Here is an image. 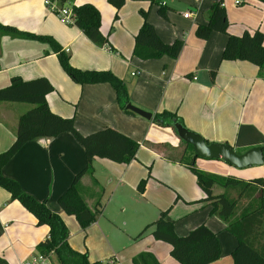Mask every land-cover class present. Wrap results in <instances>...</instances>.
<instances>
[{"label":"crops","instance_id":"obj_1","mask_svg":"<svg viewBox=\"0 0 264 264\" xmlns=\"http://www.w3.org/2000/svg\"><path fill=\"white\" fill-rule=\"evenodd\" d=\"M45 1L0 0V24L54 39L76 69L112 72L126 84L131 105L153 115L176 113L189 131L209 144H227L239 154L264 146V76L248 62L222 60L227 35L214 33L206 41L195 35V28L207 24L211 7L220 2L226 10L229 35H264L262 2L244 0L238 6L235 0H159V6H151L128 0L114 20L116 10L107 0H74V5L92 4L99 10L101 32L109 39V44L100 48L80 29L63 22ZM160 6L167 9L166 19L159 15ZM141 11L148 12L147 20L162 42H183L177 60L164 57L141 61L133 56L135 36L144 22ZM186 14L190 16L184 17ZM133 73L138 76L133 77ZM14 77L24 81L46 79L54 88L46 97L50 110L63 118H73L82 136L112 129L141 148L136 159L142 166L137 160L124 165L97 158L93 177L85 175L81 179L87 205L92 208L101 204L98 219L85 230L58 204L86 166L84 149L71 134L29 142L3 168L5 177L17 181L25 193L45 201L52 212L60 215L69 230L72 249L102 264L111 260L133 264L142 253L153 255L159 264H179L170 255L171 246L156 241L151 229L139 237L159 215L137 197L147 196L145 191H138V185L152 160V178L171 185L181 198L170 214L176 234L184 237L205 225L220 244V260L213 264H233L231 256L237 241L226 231L227 225L211 214V206L198 203L204 193L197 181L194 189L189 168L180 162L185 149L171 127L125 113L109 83L73 82L49 44L0 36V90L7 88ZM30 108L27 104L0 102V154L14 143L19 119ZM196 160L197 169L221 177L246 181L264 178V166L240 171L223 160ZM181 176L190 184L179 182ZM220 192V188L215 189L216 194ZM48 234L47 226H38L36 218L0 188V259L7 264H33L40 256L37 246ZM45 259V264H58L53 255Z\"/></svg>","mask_w":264,"mask_h":264},{"label":"trees","instance_id":"obj_2","mask_svg":"<svg viewBox=\"0 0 264 264\" xmlns=\"http://www.w3.org/2000/svg\"><path fill=\"white\" fill-rule=\"evenodd\" d=\"M49 1L57 3L61 8L74 2V0ZM107 1L116 10L114 20H117L119 10L128 0ZM130 1L148 2L151 6L160 5L159 0ZM258 1L264 4V0ZM72 13L73 26L80 29L93 44L100 48L109 44L108 36L101 32V14L94 5L73 4ZM159 15L167 18V9L160 6ZM141 16L144 22L135 36L133 56L141 61L164 57L177 60L182 52L183 42L165 44L155 28L148 22V13L141 11ZM214 33L228 36L222 53L223 61L248 62L259 69L261 77L264 76V35L260 32L229 35L227 14L221 2L211 7L207 24L195 28V35L205 41ZM0 36L49 44L63 71L73 82L79 85L109 83L116 91L120 108L125 113L134 115L126 110V106L131 104L126 84L112 72L82 71L74 68L70 62V56L50 37L37 36L3 24H0ZM53 90L54 88L46 79L24 81L19 77L12 78L11 84L0 90V102L31 106L19 119L14 143L7 151L0 154V188L8 192L13 201L19 202L32 214L38 226L49 228L47 239L37 246L40 256L49 258L53 255L58 264H102L91 262L87 253L72 249L68 242L69 230L60 215L52 212L45 201L39 202L25 193L17 181L3 175V168L29 142L57 138L65 133L71 134L84 149L86 166L75 176L70 188L58 199V204L64 214L74 217L80 227L85 230L97 220L101 213V204L98 202L94 207H89L81 193V179L85 175L92 177L94 175V160L106 159L124 165H129L136 160L140 146L130 138L112 129L82 136L75 128L73 118H63L53 113L46 99ZM153 122L160 127L173 128L175 123L183 125L176 113L167 111L153 115ZM205 142L209 144L206 140ZM185 146L180 162L194 173L197 185L204 193L205 197L198 203L211 206V214L227 225L226 231L237 241L236 249L231 256L233 264H264V178L246 181L201 171L195 166L197 156L193 147L186 144ZM259 148L264 154V146ZM146 182L142 180L139 183L140 193L145 191ZM216 188H220L219 194L215 193ZM169 213L170 209L162 212L159 219L148 226L139 237L146 230L151 229L156 241L171 246L170 255L179 264H213L220 260L221 249L215 233L205 225H201L187 236L180 237L175 232V222L170 218ZM0 264L7 263L0 259ZM133 264L159 263L153 255L142 253L133 259Z\"/></svg>","mask_w":264,"mask_h":264},{"label":"water","instance_id":"obj_3","mask_svg":"<svg viewBox=\"0 0 264 264\" xmlns=\"http://www.w3.org/2000/svg\"><path fill=\"white\" fill-rule=\"evenodd\" d=\"M126 110L148 121H153V114L131 104L126 106ZM173 128L183 143L193 147L197 158L204 160H223L237 169L264 165V154L261 148H252L245 153L239 154L227 144H207L204 138L189 131L180 123H175Z\"/></svg>","mask_w":264,"mask_h":264},{"label":"rangeland","instance_id":"obj_4","mask_svg":"<svg viewBox=\"0 0 264 264\" xmlns=\"http://www.w3.org/2000/svg\"><path fill=\"white\" fill-rule=\"evenodd\" d=\"M155 6V5H153ZM147 12V11H145ZM148 13V12H147ZM162 17V16H160ZM163 18V17H162ZM147 19H148V16H147ZM166 19V18H164ZM135 116V115H134ZM172 130L174 131V129L172 128ZM182 149H185V144L183 143L182 144ZM141 151V148H139L138 152H137V155H136V158L137 156L139 155ZM138 161V163L142 166L141 162H140V159H136ZM199 161H206L207 163H214L215 160H201V159H197ZM196 160V161H197ZM134 162V161H133ZM152 160L148 163V166L145 167V169H147V175L146 177L143 179V180H146V190H145V194L147 195L146 197L144 196L143 199H140V196L138 195V199L141 201V203H144V204H150L151 205V211L155 214L158 213L159 211V215L158 217L154 220H158L161 213L162 212H165L166 210L170 209V213H169V216L171 214V212L173 211V209L176 207V204L178 202L181 201V198L178 197L176 194H174L173 192V189L171 187V185H168L167 183H161L160 181L157 180H154V178H152V168H151V164H152ZM132 163V162H131ZM130 163V164H131ZM129 164V165H130ZM196 165V163H195ZM233 167V166H232ZM263 167V166H262ZM233 169H237V168H233ZM250 170V169H259V166H256L255 168H246V169H240V171H247V170ZM238 171V170H237ZM188 173L190 174V176L193 178V181L192 182V185L194 186V189L197 190V185H196V177L194 175V173L189 169L188 170ZM207 173V172H206ZM211 174V173H210ZM216 175V174H214ZM219 176V175H218ZM177 180L179 182H182L184 185H188L190 184L189 181L184 178V177H179L177 178ZM149 181H153V182H150L149 186H148V182ZM165 184V185H164ZM216 193H218V191H216ZM178 194V193H177ZM157 196L159 199H157ZM105 201V200H104ZM103 201V202H104ZM194 202V201H193ZM192 204V203H191ZM136 206H140V204H136ZM143 207V206H142ZM161 209V210H159ZM135 212L132 210V213ZM171 218V217H170ZM98 219V218H97ZM172 219V218H171ZM173 220V219H172ZM174 221V220H173ZM153 222V221H152Z\"/></svg>","mask_w":264,"mask_h":264},{"label":"built area","instance_id":"obj_5","mask_svg":"<svg viewBox=\"0 0 264 264\" xmlns=\"http://www.w3.org/2000/svg\"><path fill=\"white\" fill-rule=\"evenodd\" d=\"M46 4L51 7V9L62 19L63 22H65L68 25H73L74 23V16L72 13V6L73 4H68L65 7L61 8L57 3H52L49 0L45 1ZM235 4L240 6L243 4L242 0H235ZM190 15L186 14L184 17L188 18ZM133 77L138 76L137 73L132 74ZM46 259L42 256H39L33 264H45ZM107 264H118L116 261L111 260Z\"/></svg>","mask_w":264,"mask_h":264}]
</instances>
